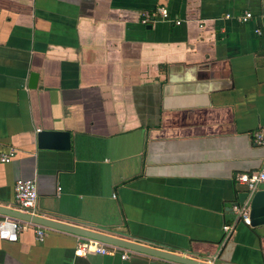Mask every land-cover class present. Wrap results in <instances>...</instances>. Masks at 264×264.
<instances>
[{"label": "crops", "instance_id": "0c3cea01", "mask_svg": "<svg viewBox=\"0 0 264 264\" xmlns=\"http://www.w3.org/2000/svg\"><path fill=\"white\" fill-rule=\"evenodd\" d=\"M160 6L172 20L144 24ZM262 128L264 0H0V155L18 152L0 162L1 207L17 210L16 182L34 180L35 216L264 264V226L235 211L250 200L236 176L264 163ZM42 131L70 133L71 148H40ZM81 239L48 228L39 242L24 222L17 242L0 239V264H177L78 257Z\"/></svg>", "mask_w": 264, "mask_h": 264}, {"label": "built area", "instance_id": "2783aa9c", "mask_svg": "<svg viewBox=\"0 0 264 264\" xmlns=\"http://www.w3.org/2000/svg\"><path fill=\"white\" fill-rule=\"evenodd\" d=\"M252 16L253 15L251 12H246L241 17V20L247 22L250 18H252ZM156 18L163 20H172L169 11L165 7L160 6L152 13H144L142 15V22L144 24H148L152 19ZM175 23L177 25H180L181 21L178 20ZM253 140L258 146L264 147V128L258 129L254 132ZM17 153L18 152L16 149L11 148L6 153H2L0 155V162L4 164L12 162ZM235 180L238 184L244 185L247 188L248 195L251 200L253 195L257 191L264 190V163L257 172L238 174ZM60 191L61 188H59V192ZM14 195L15 201L18 205L17 210L26 214L35 215L38 206V191L37 184L34 180H18L14 187ZM250 200L241 206L235 207L237 221L247 226L251 225ZM22 223H24V221L14 219L9 216H4V218L0 221V239L9 242H17L19 233L22 229ZM30 224H32L35 228L37 240L39 242L44 241L45 233L48 228L38 224ZM236 228V223L225 224L223 226L224 243L229 242L232 239L234 233L236 232ZM117 252H121L120 256L122 260L128 259L130 253H134V251L128 249H123L95 239L87 238H82L78 242L75 249V255L78 257H85L92 254L105 256L112 255Z\"/></svg>", "mask_w": 264, "mask_h": 264}, {"label": "water", "instance_id": "95a60500", "mask_svg": "<svg viewBox=\"0 0 264 264\" xmlns=\"http://www.w3.org/2000/svg\"><path fill=\"white\" fill-rule=\"evenodd\" d=\"M37 78V74H34ZM38 144L42 149H63L71 148V136L68 132L63 131H42L38 134ZM250 219L252 227L264 226V190L257 191L250 201ZM0 215L9 216L24 222L42 225L46 228H52L69 232L87 239H95L106 244L114 245L123 249H128L134 252L147 254L162 260L171 261L177 264H213L205 262L186 255H177L155 246H147L135 241L122 239L116 236L79 228L66 223L50 220L35 215L26 214L19 210L4 208L0 206Z\"/></svg>", "mask_w": 264, "mask_h": 264}]
</instances>
